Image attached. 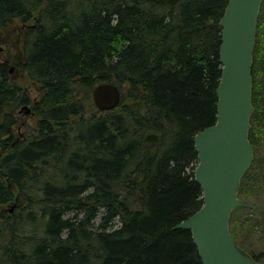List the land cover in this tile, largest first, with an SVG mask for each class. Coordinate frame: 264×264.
Instances as JSON below:
<instances>
[{"label":"trees","instance_id":"obj_1","mask_svg":"<svg viewBox=\"0 0 264 264\" xmlns=\"http://www.w3.org/2000/svg\"><path fill=\"white\" fill-rule=\"evenodd\" d=\"M227 1L0 0V31L21 24L12 30L16 66L42 92L36 127L16 137L30 100L10 79V59L0 60V206L14 205L12 215L0 211V264H201L191 232L176 226L203 204L193 136L216 120ZM263 41L264 0L244 207L249 184L264 181L252 176L264 130ZM105 82L121 98L102 112L91 92ZM261 225V248L245 251L264 262Z\"/></svg>","mask_w":264,"mask_h":264},{"label":"water","instance_id":"obj_2","mask_svg":"<svg viewBox=\"0 0 264 264\" xmlns=\"http://www.w3.org/2000/svg\"><path fill=\"white\" fill-rule=\"evenodd\" d=\"M262 1L228 0L219 20L216 120L193 136L198 155L194 180L201 186L203 204L176 226L191 232L201 264H264L233 240L229 227L232 213L245 206L238 196L240 183L254 157L255 146L248 139L254 112L251 67ZM3 49L0 45V56ZM91 98L105 112L119 105L121 92L105 82L93 88Z\"/></svg>","mask_w":264,"mask_h":264},{"label":"rangeland","instance_id":"obj_3","mask_svg":"<svg viewBox=\"0 0 264 264\" xmlns=\"http://www.w3.org/2000/svg\"><path fill=\"white\" fill-rule=\"evenodd\" d=\"M30 24H33L32 22ZM21 26L19 23L12 24L8 28H5L3 31H0V45L4 47V52L0 56V60L10 59L9 67L12 72L10 74V79L20 85H22L29 97L30 103L25 105L26 109L29 110L27 113L26 109L20 108L18 112L17 127L15 128V135L18 138H21L25 125L30 126L34 129L36 127V120L33 111L34 103L40 99L42 92L38 85L24 80L21 71L16 66V61L14 54L16 52L21 57V45H16V40L14 39L13 43L10 41V37L16 36V33H12L13 28ZM264 44V41H263ZM29 128V127H28ZM262 143L256 151L255 158L260 156V162L252 169V176L255 180L259 181L261 177L264 176V130L261 129ZM252 163L248 170H250ZM247 170V171H248ZM246 171V172H247ZM246 174V173H245ZM263 184V185H262ZM261 185L256 186V184H249V187L246 191V200L248 205L246 207L238 208L233 212L232 218L236 223V231H234V239L239 243V246L246 251L259 250L261 248V221L264 218V181ZM0 211H5L7 215H12L14 213V205L7 204L0 206ZM71 215V214H69ZM261 216V218H260ZM261 220V221H260Z\"/></svg>","mask_w":264,"mask_h":264},{"label":"flooded vegetation","instance_id":"obj_4","mask_svg":"<svg viewBox=\"0 0 264 264\" xmlns=\"http://www.w3.org/2000/svg\"><path fill=\"white\" fill-rule=\"evenodd\" d=\"M14 39L16 40V42H19V41H20V37H19V35L16 34V36H15V37H12V39H11V37H10V41H11L12 43H13Z\"/></svg>","mask_w":264,"mask_h":264}]
</instances>
